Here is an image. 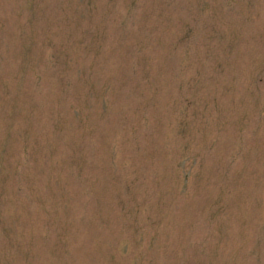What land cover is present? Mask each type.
Wrapping results in <instances>:
<instances>
[{
  "label": "rangeland",
  "instance_id": "1",
  "mask_svg": "<svg viewBox=\"0 0 264 264\" xmlns=\"http://www.w3.org/2000/svg\"><path fill=\"white\" fill-rule=\"evenodd\" d=\"M0 264H264V0H0Z\"/></svg>",
  "mask_w": 264,
  "mask_h": 264
}]
</instances>
